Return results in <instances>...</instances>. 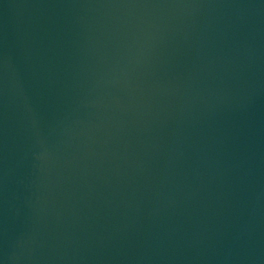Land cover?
I'll return each mask as SVG.
<instances>
[{
  "label": "water",
  "instance_id": "obj_1",
  "mask_svg": "<svg viewBox=\"0 0 264 264\" xmlns=\"http://www.w3.org/2000/svg\"><path fill=\"white\" fill-rule=\"evenodd\" d=\"M0 264H264V0H0Z\"/></svg>",
  "mask_w": 264,
  "mask_h": 264
}]
</instances>
